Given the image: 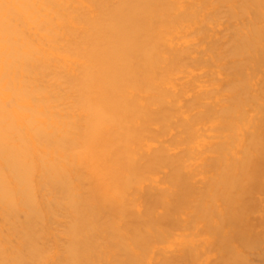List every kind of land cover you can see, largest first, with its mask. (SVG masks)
Returning a JSON list of instances; mask_svg holds the SVG:
<instances>
[{
    "label": "bare ground",
    "instance_id": "1",
    "mask_svg": "<svg viewBox=\"0 0 264 264\" xmlns=\"http://www.w3.org/2000/svg\"><path fill=\"white\" fill-rule=\"evenodd\" d=\"M0 264H264V0H0Z\"/></svg>",
    "mask_w": 264,
    "mask_h": 264
}]
</instances>
